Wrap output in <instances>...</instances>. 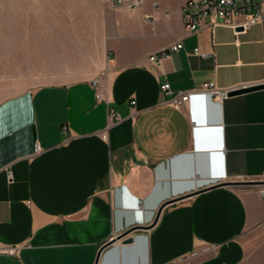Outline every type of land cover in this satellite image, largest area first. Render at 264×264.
Here are the masks:
<instances>
[{
  "label": "crops",
  "instance_id": "obj_1",
  "mask_svg": "<svg viewBox=\"0 0 264 264\" xmlns=\"http://www.w3.org/2000/svg\"><path fill=\"white\" fill-rule=\"evenodd\" d=\"M138 1L0 17V264H95L109 241L97 264H264V183L227 184L264 181V19L189 33L186 0Z\"/></svg>",
  "mask_w": 264,
  "mask_h": 264
},
{
  "label": "built area",
  "instance_id": "obj_2",
  "mask_svg": "<svg viewBox=\"0 0 264 264\" xmlns=\"http://www.w3.org/2000/svg\"><path fill=\"white\" fill-rule=\"evenodd\" d=\"M112 5H119L127 9H135L139 5L138 0H108ZM182 21L187 32H192L207 26L214 29L217 26L230 27L234 31L246 30L256 23H262L264 19V0H186L181 7ZM183 44L178 41L176 44L169 46L166 50L157 53H152L148 57L150 62H159L170 51H177L182 48ZM195 53L197 49L193 50ZM92 86L97 88L99 86V77L91 80ZM242 87L231 88H217L212 82H205L201 85L202 92L209 93L216 101H221L229 97L228 94L236 89ZM160 91L165 95L171 94L167 99V104L180 109L187 104L192 91H179L173 93L170 89L168 82L162 83L159 86ZM97 100H105L108 102L107 97L100 94L98 91L95 93ZM133 103V101H131ZM109 118L119 121V116L109 109ZM65 128V126H64ZM261 196H264V186L259 189Z\"/></svg>",
  "mask_w": 264,
  "mask_h": 264
},
{
  "label": "water",
  "instance_id": "obj_3",
  "mask_svg": "<svg viewBox=\"0 0 264 264\" xmlns=\"http://www.w3.org/2000/svg\"><path fill=\"white\" fill-rule=\"evenodd\" d=\"M259 88H263V83H258L257 85H253V86H245L244 88H241V89H236V90H233L231 91L228 96H231V95H235V94H242L244 92H248V91H253V90H257ZM248 183H255V184H261V183H264V181L261 179V180H252V181H242V180H238V181H235V182H227L228 185H231V186H244V185H248ZM162 208H160L153 220L154 224L156 223V220L158 219V216L161 212ZM153 224V225H154ZM150 226H146V227H133L132 229L130 230H127L125 232H122L120 233V235H118L117 237H115V239H113V241L115 240H122L123 243H131L132 242V236H130L129 234L134 230V229H144L146 230L147 228H149ZM111 242V241H109ZM101 246L100 247V251L98 252V255L96 256L95 258V264H97V260H98V257H99V254L100 252L102 251V249L104 247H106L108 245V243Z\"/></svg>",
  "mask_w": 264,
  "mask_h": 264
},
{
  "label": "rangeland",
  "instance_id": "obj_4",
  "mask_svg": "<svg viewBox=\"0 0 264 264\" xmlns=\"http://www.w3.org/2000/svg\"><path fill=\"white\" fill-rule=\"evenodd\" d=\"M44 6V0H0V17L6 15V8ZM0 32H3L0 30ZM239 188V186H237ZM252 258V257H251Z\"/></svg>",
  "mask_w": 264,
  "mask_h": 264
}]
</instances>
